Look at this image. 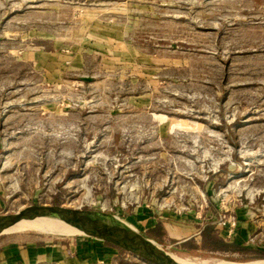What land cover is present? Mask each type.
<instances>
[{
    "label": "rangeland",
    "instance_id": "obj_1",
    "mask_svg": "<svg viewBox=\"0 0 264 264\" xmlns=\"http://www.w3.org/2000/svg\"><path fill=\"white\" fill-rule=\"evenodd\" d=\"M34 204L258 262L171 247L213 225L264 251V0H0V215Z\"/></svg>",
    "mask_w": 264,
    "mask_h": 264
},
{
    "label": "water",
    "instance_id": "obj_2",
    "mask_svg": "<svg viewBox=\"0 0 264 264\" xmlns=\"http://www.w3.org/2000/svg\"><path fill=\"white\" fill-rule=\"evenodd\" d=\"M53 218L75 229L78 234L111 243L148 264H180L154 239L133 230L124 222L110 218L105 222L96 213L62 204L28 205L13 213L0 215V235L20 220ZM176 250V247H171Z\"/></svg>",
    "mask_w": 264,
    "mask_h": 264
},
{
    "label": "crops",
    "instance_id": "obj_3",
    "mask_svg": "<svg viewBox=\"0 0 264 264\" xmlns=\"http://www.w3.org/2000/svg\"><path fill=\"white\" fill-rule=\"evenodd\" d=\"M153 229L152 224L142 232L149 237L146 232ZM28 230L35 233H18ZM7 233L12 235L0 238V264H94L96 256H100V253L106 250L104 241L82 234L57 236L32 229H13ZM191 239L192 237L186 235L184 239L175 241L174 247L177 251L188 252L191 247L182 248V245ZM200 239L199 232V241L195 237L191 241L198 244ZM194 251L197 252V249Z\"/></svg>",
    "mask_w": 264,
    "mask_h": 264
},
{
    "label": "trees",
    "instance_id": "obj_4",
    "mask_svg": "<svg viewBox=\"0 0 264 264\" xmlns=\"http://www.w3.org/2000/svg\"><path fill=\"white\" fill-rule=\"evenodd\" d=\"M146 234L151 237L154 238L156 241L161 242V238H160V232L158 229H153L150 231H147ZM200 235H201V239H200V243L199 244H195L194 246L191 247L192 248H196L198 245L201 248H205L208 250H213V251H228L230 250L232 247L233 249H238V250H245L246 252H252L255 253L254 255H251V257H249L248 259L254 260V259H264V251H251V249L248 248H240L238 245H236L235 243H225L223 241V239L218 235L217 230L213 227V225H205L201 231H200ZM107 245H110L112 247H115L117 249H119L120 251H125L111 243H108L106 241H104ZM177 251V250H176ZM182 253L184 255H186L187 253L179 251L178 253ZM182 255V256H184ZM247 259V258H246Z\"/></svg>",
    "mask_w": 264,
    "mask_h": 264
},
{
    "label": "bare ground",
    "instance_id": "obj_5",
    "mask_svg": "<svg viewBox=\"0 0 264 264\" xmlns=\"http://www.w3.org/2000/svg\"><path fill=\"white\" fill-rule=\"evenodd\" d=\"M38 224H51L54 227H56L57 229H59L61 232L67 233V234H75V233H77V231L75 229L67 226L66 224H64V223H62V222H60V221H58L56 219L45 218V217L32 218V219H28V220H20L17 223H15L13 226L8 228L4 233H7V232H9L10 230H13V229H27V228H30V227L35 228V226L38 225ZM124 224H126L128 227L133 229V227H132V225L130 223L124 222ZM45 230H46V228H45ZM172 257L175 259V261H177L180 264H200V263H192V262H188V261L182 260V259H180L178 257H175L174 255H172ZM254 261H258V262L249 261V262H241L239 264H264V259L254 260ZM202 262L205 263L207 261L206 260H202Z\"/></svg>",
    "mask_w": 264,
    "mask_h": 264
}]
</instances>
